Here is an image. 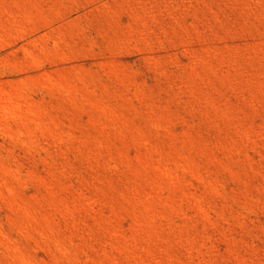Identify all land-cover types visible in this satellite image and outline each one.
Returning a JSON list of instances; mask_svg holds the SVG:
<instances>
[{"label": "rangeland", "instance_id": "rangeland-1", "mask_svg": "<svg viewBox=\"0 0 264 264\" xmlns=\"http://www.w3.org/2000/svg\"><path fill=\"white\" fill-rule=\"evenodd\" d=\"M0 264H264V0H0Z\"/></svg>", "mask_w": 264, "mask_h": 264}]
</instances>
